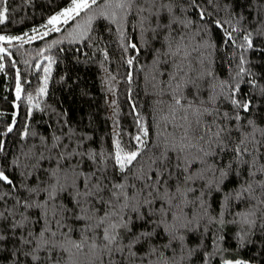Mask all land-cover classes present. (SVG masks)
<instances>
[{
	"label": "snow or ice",
	"instance_id": "obj_1",
	"mask_svg": "<svg viewBox=\"0 0 264 264\" xmlns=\"http://www.w3.org/2000/svg\"><path fill=\"white\" fill-rule=\"evenodd\" d=\"M205 5L219 7L218 0H71L41 26L43 32L0 35V73L12 56L5 45L43 39L78 18L84 23L68 34L70 42L90 39L94 23L102 22L109 31L116 26L124 52L135 53L125 60L129 67L142 48L153 56L149 113L132 104L135 134L127 142L117 130L110 148L93 147L91 135L68 128L29 144L38 134L26 124L19 132L21 149L9 159L6 138L16 129L15 113L0 131V156L8 161L7 168L0 165V254L9 264H81V257L84 264H192L194 256L203 264L216 256L218 264H251L225 257L230 249L222 246L220 232L235 224L237 249L258 234L264 237V117L257 119L264 106V85L258 81L264 77L248 67L245 53L257 50L253 33L237 44L233 34L240 30L213 20ZM8 15L7 0H0V25ZM129 26L139 32L140 46L126 37ZM213 27L223 30L225 45L243 50L235 72L229 61L227 79L215 68ZM256 33L264 36V27ZM45 59L38 96L47 95L54 63ZM23 83L16 69L17 101ZM256 96L261 105L254 104ZM27 99L29 117L33 109L43 111L38 100ZM61 123L67 127L66 120ZM114 126L118 129V120ZM230 181L236 186L225 191ZM214 193L221 196L218 211L212 207ZM190 236L198 241L193 247Z\"/></svg>",
	"mask_w": 264,
	"mask_h": 264
},
{
	"label": "trees",
	"instance_id": "obj_2",
	"mask_svg": "<svg viewBox=\"0 0 264 264\" xmlns=\"http://www.w3.org/2000/svg\"><path fill=\"white\" fill-rule=\"evenodd\" d=\"M70 2L71 0H7L9 15L8 20L0 25V35L19 36L26 32L31 35L33 28H39L43 32L46 29L41 26L47 23L49 17L60 12ZM218 5V8L215 5L205 6L212 13L213 20L225 22V27L229 30H240L233 34L237 44L243 43L244 34L253 33V44L257 50H249L245 55L249 60L248 67L258 76L264 77V52L259 51L264 49V36H258L256 33L257 28L264 27V0H218ZM193 19L197 17L193 15ZM83 23L84 19L78 18L67 25L61 24V31L50 32L43 39L23 46H20L19 42H14L12 46L5 45L9 47L12 56L5 58V71L0 73V131L11 122L14 113L17 120L16 129L6 138L9 159L21 149L23 142L19 139V132L26 124L30 133L38 134L37 137L30 136L29 144L38 142L40 135L51 137L73 128L77 133L91 135L95 141L93 147L110 148L115 131L121 133L122 142L128 141L129 134H135L132 104L137 105V110L148 116L151 97L147 95L150 91L147 79L151 77L153 64L150 50L142 48L134 65L129 67L125 60L135 53L131 49L127 53L124 52L116 26H111L109 31L106 23L96 22L90 39L70 42L71 37L68 34L73 32L77 24ZM135 24L136 21L131 22L132 26ZM222 33V29L213 27L209 35L216 46V71L220 79H227L229 61L231 70L235 72L238 57L243 50L234 45H225L222 42ZM125 35L138 46L142 44L139 32L131 31L130 26ZM54 41L62 42L53 44ZM153 46L159 47V44ZM42 50L43 55H39ZM104 52L108 53L107 60L104 58ZM45 57H51L54 63L48 80L47 95L38 96L37 91L42 86L44 76L43 67L48 63ZM12 60L16 62L15 68L12 67ZM37 63L42 65L40 70L35 68ZM16 69L20 70L24 82V91L19 101L15 97ZM129 72L132 73L131 83L128 82ZM258 82L264 85V79H259ZM109 88L114 91H109ZM248 88L245 84L244 89ZM28 95L33 97V102L38 100L43 109H33L31 117L28 116ZM114 100L116 105L112 104ZM254 104L261 105L258 96L254 97ZM254 114H257L255 108ZM261 117H264V106L258 111V122ZM64 120L67 121V127L62 126L61 122ZM116 120L119 122L118 129L114 126ZM261 126L264 127V123H261ZM0 165L8 167V161L3 156H0ZM235 186V182L230 181L225 185V191ZM220 199L219 193L213 194L212 207L217 211ZM239 207L243 208V205ZM226 219L231 220L232 217L226 215ZM211 230L216 233L217 226L213 225ZM236 232L237 226L232 223L226 224L220 232L225 236L222 246L230 249L224 254L225 257L250 260L251 264H264V237L258 234L252 238L254 242L237 249L234 238ZM197 242L195 236L189 237L190 247L195 246ZM219 260L220 256H216L212 264H218ZM0 264H9L3 254H0ZM81 264H84L83 257ZM192 264H203V261L194 256Z\"/></svg>",
	"mask_w": 264,
	"mask_h": 264
},
{
	"label": "bare ground",
	"instance_id": "obj_3",
	"mask_svg": "<svg viewBox=\"0 0 264 264\" xmlns=\"http://www.w3.org/2000/svg\"><path fill=\"white\" fill-rule=\"evenodd\" d=\"M33 102V101H32ZM33 103H35V102H33ZM33 111V110H32Z\"/></svg>",
	"mask_w": 264,
	"mask_h": 264
}]
</instances>
